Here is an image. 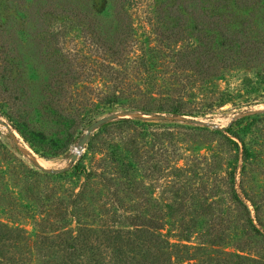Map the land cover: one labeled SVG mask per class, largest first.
I'll return each instance as SVG.
<instances>
[{
  "label": "trees",
  "instance_id": "obj_1",
  "mask_svg": "<svg viewBox=\"0 0 264 264\" xmlns=\"http://www.w3.org/2000/svg\"><path fill=\"white\" fill-rule=\"evenodd\" d=\"M4 1L11 6L8 0ZM10 1L16 3L14 8L23 18L22 28L27 30L23 25L25 21L30 22V29L36 34L53 33L52 25L45 26L44 22L54 16L80 18L94 28L92 35L99 51V66L93 73L101 81L94 86L80 85L79 78L86 73L76 62L65 63L59 59L52 65L49 81L44 85L43 105L50 116L49 122L55 127L53 133L28 121L25 95L20 92L23 89L10 87L12 83L14 86V82H9L15 48L10 39L13 28H7L6 19L0 14V94L20 92L17 101L7 97L0 101V112L46 158L63 154L75 143L81 127L92 122V116L86 115L89 112L107 109L110 113L120 109L147 115L205 114L215 106L214 101L204 108L186 105L185 97L192 98L195 86L202 89L232 69L248 71L264 84V0H152L155 18L174 22L166 33L159 31L154 44L142 40L133 27L132 9L142 0ZM11 14L15 18L16 14ZM104 19L111 23L106 34L98 28L101 23H97ZM186 19L192 26L187 32L181 28ZM165 62L169 72L163 69V73H157L168 81L158 83L153 79V72ZM81 93L89 96L77 101V94ZM263 116L264 111L241 116L232 121L226 133L214 131L237 148L239 145L232 137L242 143L241 175L250 164L244 128L250 125L249 121H261ZM135 123L129 117H121L102 125L109 141L106 156L97 165L87 168L76 164L70 172L31 171L34 188L39 178L48 182L70 175L82 177L84 181L78 191L62 189V196L57 198L52 194L55 186L44 198L39 196V190L32 188L29 201L20 204L33 210L32 230L0 220V264H264L248 254L226 250L228 227L220 221L208 223L207 238L197 246L183 242L189 241L198 225L194 219L180 220L183 234L178 235L177 242L165 238L162 233L165 216L144 197L143 179L138 176L142 156L136 137L142 139L145 133L129 134L127 140L120 139V142H115L112 136L116 130L132 129L129 126ZM53 134L55 138L50 137ZM233 184L231 179V194L243 210L239 224L243 238L235 247L242 251L253 244L254 248L264 251V223L258 207L244 190L254 206L253 219ZM98 185L111 190L110 193L102 198ZM125 197L129 201H124ZM150 209L156 211L148 213Z\"/></svg>",
  "mask_w": 264,
  "mask_h": 264
},
{
  "label": "rangeland",
  "instance_id": "obj_2",
  "mask_svg": "<svg viewBox=\"0 0 264 264\" xmlns=\"http://www.w3.org/2000/svg\"><path fill=\"white\" fill-rule=\"evenodd\" d=\"M8 4L11 6L0 0V14L6 19L7 28H13L10 39L15 45L12 52L13 71L9 81L14 82V86L12 83L10 87L23 89L20 92L25 95L24 107L27 110V119L32 125L49 132L56 131L49 122L50 116L43 105L44 85L49 81L48 75L53 68L52 65L59 59L65 63L76 62L86 73L80 76V85L94 86L101 81L93 73L99 66L97 61L99 51L93 42V25L76 17L54 16L44 22L45 26L52 25L54 32L44 36L33 33L30 29L32 24L27 21L23 25L27 30H24L21 25L23 18L14 8L16 3L8 0ZM151 5L152 0L139 1L132 9V21L137 35L142 40L154 44L159 31L166 33L174 22H169L170 19L167 18L156 19ZM11 13L16 14V21ZM185 21L181 28L187 32L192 26L187 19ZM97 23H101L98 28L102 33L110 32L108 27L111 23L106 19ZM57 47L60 49H56ZM57 50L62 51L63 55ZM157 69L159 70L153 72V79L158 83L168 81L167 78L159 77L160 74L157 73L163 69L169 72L168 63L165 62ZM197 86L192 91V98L185 97L186 105L197 109L204 108L214 101L215 106L205 114L159 112L147 115L137 110L127 112L120 109L110 113L107 109L89 112L86 115L92 116L90 119L92 122L81 127V133L75 143H72L63 154L50 158L41 156L0 112V220L32 230L33 220L30 215L33 210L20 205L21 202L24 204L29 201L32 188L39 190L41 192L39 196L44 198L45 193L50 192L52 186H55L52 194L57 198L62 196V189L78 191L84 179L69 175L47 182L39 178L41 180L35 183L34 188L31 171L42 169L47 172L62 170L70 172L76 164H83L87 168L97 165L106 156L105 147L109 141L106 131H102V125L115 118L129 117L137 122L129 126L133 128L123 129L122 132L116 130L112 136L115 142H120V139L127 140L129 134L138 131L145 133L142 139L136 137L142 156L138 176L143 179L144 197L150 199L151 204L165 216L162 229L165 238L170 242H177V238L180 237L178 235L183 234L180 231V220L194 219L198 225L196 224L189 241L183 242L197 246L207 238L208 223L220 221L228 227L226 250L248 254L264 262V251L261 248H254L255 245L249 244L245 250L238 251L235 247L243 238L239 226L243 210L231 194V179H234L233 188L247 205L251 217L254 219V206L248 201L249 197L258 207L259 216L264 223V116L261 121H249L250 125L244 128L243 137L250 149L247 156L250 164L243 175H241L242 143L232 137L239 145L237 148L214 132L220 130L226 133L234 119L264 111V84L248 71L232 69L214 78L202 89H198ZM20 92L10 94L7 91L8 96L0 94V101L7 98L17 101ZM85 96L89 94L81 93L79 96L77 94L76 100H81ZM2 108L6 109L4 106ZM103 118L107 120L97 125L89 133L83 147H80V140L88 127ZM50 137L55 138L56 135ZM75 152L77 158L71 162V156ZM129 154L133 156V151L130 150ZM239 180L242 181L243 189L249 197L241 189ZM97 188L100 189L102 198L111 191L102 189L100 185ZM124 201H129V198L125 197ZM208 203H211L209 209ZM153 211L156 210L150 209L148 213ZM254 223L263 231L256 220Z\"/></svg>",
  "mask_w": 264,
  "mask_h": 264
},
{
  "label": "water",
  "instance_id": "obj_3",
  "mask_svg": "<svg viewBox=\"0 0 264 264\" xmlns=\"http://www.w3.org/2000/svg\"><path fill=\"white\" fill-rule=\"evenodd\" d=\"M106 120H107L106 118H103V119H99V120L95 121L94 123H92V124L88 127V129H87L85 135L81 138L80 143H79V146H80V147H83L84 143H86L85 141H86V139H87L89 133H90V132H91V131H92L97 125L102 124V123L105 122ZM76 158H77V152H75V153L72 154V156H71V162H74V161L76 160Z\"/></svg>",
  "mask_w": 264,
  "mask_h": 264
}]
</instances>
